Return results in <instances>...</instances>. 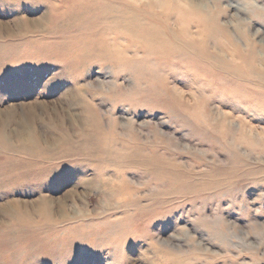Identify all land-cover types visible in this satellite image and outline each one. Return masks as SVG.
Instances as JSON below:
<instances>
[{
    "label": "rangeland",
    "instance_id": "obj_1",
    "mask_svg": "<svg viewBox=\"0 0 264 264\" xmlns=\"http://www.w3.org/2000/svg\"><path fill=\"white\" fill-rule=\"evenodd\" d=\"M125 1L192 48L144 55L108 37L122 55L94 58L83 42L111 30L77 21L105 2L0 0V264H264L257 78L196 13ZM208 2L234 34L247 31L240 47L260 42L264 1ZM24 138L46 159L6 148Z\"/></svg>",
    "mask_w": 264,
    "mask_h": 264
},
{
    "label": "bare ground",
    "instance_id": "obj_2",
    "mask_svg": "<svg viewBox=\"0 0 264 264\" xmlns=\"http://www.w3.org/2000/svg\"><path fill=\"white\" fill-rule=\"evenodd\" d=\"M92 1H93V3L94 2L103 1V2H105L106 5H104V7H103V5L98 6L99 4L98 5L96 4L97 5V6L95 5L96 6L95 7L96 9L93 12L94 15L91 17V19H88L87 20L88 22H85L86 21V20H84L85 18L81 19V20H84L83 22H81V21H77V22H80L79 24H80V26L82 25V27H85L86 26L85 28H87L89 31L96 32L99 28H101V29L102 28H105L102 31H104V30L105 31H108V30L110 31L111 30V33L112 34L111 35L107 34L108 36L107 35H104V36L102 35L100 37V36H98V33L97 32L95 34L93 32L92 34H94L95 38L94 37L93 38L91 37V41H88L89 39H87V41H84L83 38H82L83 36L80 37V39L82 38V40L84 41L83 42L84 47L81 48L82 49V52L84 54H86L87 56L88 55H90L91 57L94 56V58L99 57V56H104V57H106V59H110L111 60V58H112V59H114L116 61L117 57H119L120 55H122V51H121V54H120L119 51H116V50L112 49V47L107 43L108 37H110V39L113 38V40H115L116 42L119 41V40L121 41V39H127L129 42H131V44H132L131 46L136 48V51L137 52H140L139 49H142L144 51L142 54H144V55H146V54H152V53H159V54H161L163 56L164 55L167 56L168 54H172V53L175 54V53L181 52L182 50H185V48L186 49L187 48L188 49L192 48L191 47L192 46L191 44H187L185 42L182 43L183 42L182 41V38H180L178 36V32L179 31L177 32L174 28H170V26L167 23H165L166 20L161 21V20L157 19V17H159V16L153 15V13H150V15L147 18L144 17V19L141 18L140 16L136 15V13H134V12L136 10H137V12H138V10L141 11V9H142L139 5H137V7H134L133 8L132 6H135V5H132V4L130 5L128 3H125L126 2L125 0H122V2H118L117 4H114V2L112 0H89V3H92ZM136 1H137V4H139V1L140 0H136ZM167 1H169V0H167ZM208 1H210V0H208ZM208 1L203 2L202 0H172V2L169 1V4H170V6L176 7V11L177 10L178 11H181V12H179L180 14H183V13L188 12V13H192L190 15H193V13L194 14L196 13L198 15V17L200 16L201 17L200 20H202L200 24H201V27H203V29H202V30H204L203 34L206 35V38H208V36H209L210 38H213V39L216 38L217 39V38H222L224 36L228 40V42H229L228 45L233 49V51H235V54H236V57L235 58L237 60L238 59L241 60L243 62V65H245L247 67V69H249L252 72V75H255V77L257 78L256 82L258 83V88H259V92L258 91L257 92L258 93H261V92L263 93L264 92V32L263 31H258L255 34V36L258 35V37L261 38L260 42H256V43H252L251 42V44L249 45V48H247V49H244L243 47H240L236 43V39H237V37L248 38V36H247L248 33H246L247 31L246 30L242 31V28H238L237 30L234 29V30H236V32H235L236 34H234V31H232V29L229 26L226 25V27H225V25L219 21V18H220V15H221L222 12H219L220 14H216L215 11L213 10V7H210V2H208ZM225 1L226 0H219V2H224V3H225ZM257 1L259 2V1H264V0H257ZM159 2H160V0H151V3L150 2L149 3L152 4V5H155V4L159 3ZM180 2L183 4V9L182 8H177V6L179 5L178 3H180ZM61 3H63V2H61ZM77 3H79V2H77ZM63 4H66V3H63ZM167 4H168V2H167ZM169 4H168V7H169ZM51 6H53L52 7V10H54L53 8L56 5L52 3V5L50 4V7ZM62 7H64V6H62ZM91 7H93V6H91ZM55 8H57V7H55ZM60 8H61V4H60ZM131 8H133V11L128 12L129 9H131ZM172 8L173 7H171L170 9H172ZM134 9H136V10H134ZM184 9H185V11H182ZM233 9H235V8H233ZM54 11L56 12L57 10H54ZM72 11H74V10H72ZM91 11H92V9H88V12H91ZM255 11H256L255 12L256 14H254V15L264 14V10L260 9L259 7L258 8L255 7ZM81 12H83V11H81ZM168 12H169V10H168ZM174 12H173V14L175 15L176 12L175 13ZM140 13H138V14H140ZM170 13H172V12H170ZM64 14H66V12L63 13V15ZM70 15H71V13H70ZM72 15L74 16L76 14H72ZM140 15H142V14H140ZM51 16H52V14H51ZM74 17H76V16H74ZM77 17H78V15H77ZM84 17H86V16H84ZM166 17H168V16L166 15ZM61 18H62V15H61ZM73 18L71 17L72 20H73ZM77 20H79V19H77ZM74 21H76V20H74ZM74 21H71V22L74 23ZM259 21H261V20L259 19ZM68 22H70V21H68ZM167 22H169V20H167ZM53 23H55V22L53 21ZM58 23H59V20H58ZM58 23H57V25L60 24V23L59 24ZM239 23H241V22H239ZM241 24L243 25V23H241ZM55 25L53 24L54 28H55ZM68 25H70V24H68ZM74 25H77V24H74ZM74 25H73V27H74ZM231 25H235V23L234 24H231ZM246 25L249 26L250 23H247ZM49 26L50 25H48V29H49V33H50V32H52L51 31V28L52 27L49 28ZM189 26H190V24H189ZM189 26H187V28H189ZM75 27H77V26H75ZM101 29H100V31H101ZM202 30H199V35L200 36L202 35V33H201ZM54 31H56V30H54ZM184 32L185 33H188L189 32V29H188V32H187V29L185 31H183V33ZM72 39H74V38H72ZM105 42L107 44H104ZM79 43H80V40H79V42L77 44H79ZM101 44H103V45H101ZM58 46L56 47L57 49H58ZM62 46L60 47L61 50L63 48H65V47L62 48ZM75 46H76V44H75ZM67 48L68 47H66V50H67ZM50 49H52V48H50ZM73 49H75V48H73ZM117 49H118V47H117ZM120 49H122V48H120ZM125 50H127V49H125ZM83 53H82V55H83ZM168 57H169V55H168ZM85 103L86 102L84 101V104ZM84 111L90 115V113L92 112V107L89 106V105H85L84 106ZM96 122H97V120H96ZM94 125H97V123L94 124ZM98 127L99 126L97 125V128ZM104 137H105V135H104ZM101 140L103 141V139H101ZM1 141H2V135L0 134V142ZM29 141H31V140L30 139H26V138L22 139L21 140V144H22L21 147H15L14 145H11L10 144L11 146H13V147H11L10 145L8 146L5 143H3V146L5 147V145H6V148H8L10 150L12 149V151L14 150V148H17V149L21 150V152L22 151L23 152L24 151L25 152H28L29 154H33V155H28L30 157L33 156V158H34V156H36V157H40L42 159L43 158L46 159V157H47V153H45L46 151L42 150V148L39 147V146H37V144H34V143L33 144H28ZM55 143H57V142L56 141L55 142L53 141L52 143L49 142V144H51L50 146H53V144H54V146H56ZM96 143H98V142H96ZM89 146L91 147V145H89ZM93 149H96V148H93ZM99 150H97V151H99ZM17 152H19V151H17ZM137 153H138V151H137ZM140 154L142 155V152ZM26 155H27V153H26ZM112 155H113V152H112ZM137 156H139V155L137 154ZM27 160H30V159H27ZM20 162L23 164L22 161H20ZM29 163H30V161H29ZM8 164H10V163H8ZM13 164L14 163H12V165ZM23 165H25V164H23ZM10 166H11V164H10ZM35 173H36V171H35ZM16 184H18V183H16ZM16 207H18V206H16ZM5 208H6V206H5ZM48 210H50L49 206H48ZM28 217H30V216H28ZM24 222H26V221H24Z\"/></svg>",
    "mask_w": 264,
    "mask_h": 264
}]
</instances>
